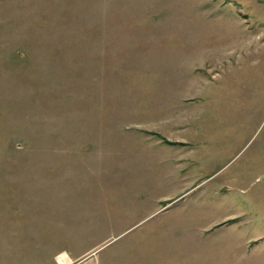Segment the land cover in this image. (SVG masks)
Returning <instances> with one entry per match:
<instances>
[{
  "label": "rangeland",
  "instance_id": "rangeland-1",
  "mask_svg": "<svg viewBox=\"0 0 264 264\" xmlns=\"http://www.w3.org/2000/svg\"><path fill=\"white\" fill-rule=\"evenodd\" d=\"M0 264H264V0H0Z\"/></svg>",
  "mask_w": 264,
  "mask_h": 264
}]
</instances>
